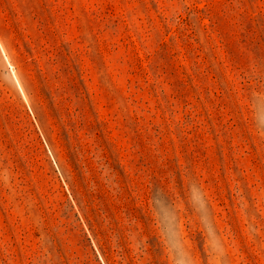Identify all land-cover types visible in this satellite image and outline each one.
<instances>
[{"label": "rangeland", "instance_id": "rangeland-1", "mask_svg": "<svg viewBox=\"0 0 264 264\" xmlns=\"http://www.w3.org/2000/svg\"><path fill=\"white\" fill-rule=\"evenodd\" d=\"M0 264H264V0H0Z\"/></svg>", "mask_w": 264, "mask_h": 264}]
</instances>
